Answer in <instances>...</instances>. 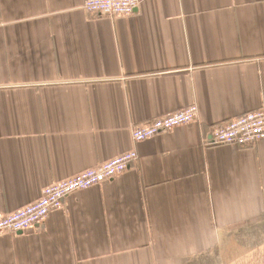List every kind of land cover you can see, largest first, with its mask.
<instances>
[{
  "label": "crops",
  "instance_id": "0c3cea01",
  "mask_svg": "<svg viewBox=\"0 0 264 264\" xmlns=\"http://www.w3.org/2000/svg\"><path fill=\"white\" fill-rule=\"evenodd\" d=\"M194 105L197 122L133 140L135 126ZM260 109L264 0H141L118 19L83 0H0V215L139 156L42 227L0 235V264H198L264 221V139L204 145Z\"/></svg>",
  "mask_w": 264,
  "mask_h": 264
},
{
  "label": "built area",
  "instance_id": "2783aa9c",
  "mask_svg": "<svg viewBox=\"0 0 264 264\" xmlns=\"http://www.w3.org/2000/svg\"><path fill=\"white\" fill-rule=\"evenodd\" d=\"M140 5L141 0H83V10L94 18L130 17ZM198 114V108L194 105L149 124L135 126L132 130L133 140L141 143L178 127L195 123L198 121ZM263 139L264 109H260L213 127L209 137L204 139V145L247 149L256 146ZM138 160L136 151L124 153L75 177L53 183L43 190L37 202L14 213L0 215V235H16L42 227L50 213L61 209L68 197L118 178Z\"/></svg>",
  "mask_w": 264,
  "mask_h": 264
},
{
  "label": "rangeland",
  "instance_id": "374dc122",
  "mask_svg": "<svg viewBox=\"0 0 264 264\" xmlns=\"http://www.w3.org/2000/svg\"><path fill=\"white\" fill-rule=\"evenodd\" d=\"M227 240L198 264H264V221L230 231Z\"/></svg>",
  "mask_w": 264,
  "mask_h": 264
}]
</instances>
